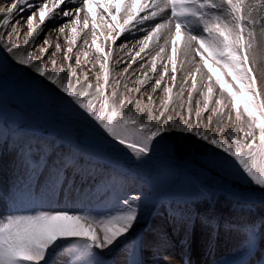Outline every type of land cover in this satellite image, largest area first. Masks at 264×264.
<instances>
[{
	"label": "snow or ice",
	"instance_id": "obj_1",
	"mask_svg": "<svg viewBox=\"0 0 264 264\" xmlns=\"http://www.w3.org/2000/svg\"><path fill=\"white\" fill-rule=\"evenodd\" d=\"M85 47L94 50V59ZM261 48L264 0L0 3V63L7 58L22 74L32 73L36 91L103 134L113 151L123 150L134 163H143L164 146L174 157L173 134L192 136L207 146L211 166L226 176L238 174L245 187L264 197V70L256 71ZM161 91L166 98L157 101ZM13 147V164L27 178L29 191L43 188L52 198L83 194L97 175V166L77 143L53 139ZM228 195L238 205L256 203L253 191ZM216 198V190L205 197ZM40 200L29 209L0 214V264H56L53 257L65 245L63 264H176L168 254L172 237L182 231L180 243L190 248L199 220L211 251L219 228L211 212L171 206L167 223L153 225L149 216L155 204L136 193L119 197L115 211H74ZM243 231L242 254L251 256L259 227L246 225ZM146 250L151 260L144 259Z\"/></svg>",
	"mask_w": 264,
	"mask_h": 264
},
{
	"label": "rangeland",
	"instance_id": "obj_2",
	"mask_svg": "<svg viewBox=\"0 0 264 264\" xmlns=\"http://www.w3.org/2000/svg\"><path fill=\"white\" fill-rule=\"evenodd\" d=\"M46 31L48 32V29ZM51 38L55 43L57 38L55 36ZM87 38L91 40L90 31ZM39 42L38 40L37 43ZM59 42L67 47L65 38L61 37ZM98 43H103V40ZM83 50L89 51L94 59V50L87 47ZM115 50H119V47ZM96 71H99L98 66ZM133 71L138 73V67ZM0 78L20 85L22 90L33 95L52 114L46 116L31 106L18 105L14 101L25 104V100L21 97L16 99L12 97L21 94L12 95V91L0 82V190L6 192V195L12 193L13 188H19L20 200L22 197L29 204L25 207L28 209L41 203L40 199H44L50 207L70 208L74 211H87L90 208L115 211L119 197L134 193L142 194L150 205L155 204L149 216L153 225L167 223L164 217L169 206L177 209L187 207L197 214L211 212L219 221L212 250L206 248V228L197 220L190 248L180 243L183 238L182 231L172 237L174 246L168 249V254L175 258L176 264H183L186 257L191 258L193 264H241V261L264 264V226H261L264 222V197L259 191L249 190L252 188L250 185L245 187L246 181H242L238 174L231 173L226 176L223 171L211 166L210 157L205 154L206 145L192 136L178 138L179 134H173L172 142L177 146L174 157L169 155V149L164 146L151 159L143 163H134L125 151H113L104 135L93 132L87 122L69 115L50 97L36 91L30 83L33 75L29 72L22 74L21 70L7 58L0 63ZM94 81L95 77H93ZM168 82L172 83L170 79ZM173 91L176 93L178 89L174 88ZM162 93L161 91L156 97L157 101L166 98ZM184 100L187 101L186 93ZM53 139L57 144L77 143L85 153V158L90 159L97 166L95 180L90 179L85 186L89 188L86 193L72 192L52 198L43 188L35 190V196L33 191L28 190L27 178L13 164L16 157L13 145L22 141L36 143ZM186 165L196 169V173L189 171ZM106 176H110L111 179H106ZM212 190H216L217 198L206 200L205 197ZM241 191L255 192L253 199L256 203L252 207L238 205L235 202L236 198L228 195L229 192ZM157 211L163 215H156ZM229 224L236 227L229 229ZM253 224L259 227L260 234L252 255L246 256L242 254V241L245 239L243 226ZM237 228L241 230L238 231ZM137 231L143 232L144 229L138 227ZM64 248L66 245L58 249L53 257L56 264H63L66 259ZM203 254L204 256L211 254V257L199 262L198 257ZM151 258L150 250H146L144 259L151 260Z\"/></svg>",
	"mask_w": 264,
	"mask_h": 264
},
{
	"label": "bare ground",
	"instance_id": "obj_3",
	"mask_svg": "<svg viewBox=\"0 0 264 264\" xmlns=\"http://www.w3.org/2000/svg\"><path fill=\"white\" fill-rule=\"evenodd\" d=\"M6 2V0H0V3H5ZM47 29V28H46ZM46 29L44 30L45 32H47L46 31ZM132 37H129V39H131ZM79 43H82V41H80ZM117 52H119L120 50H116ZM257 54H258V58H257V60H256V71H257V74H259L260 73V71L261 70H264V48H261V49H259L258 50V52H257ZM121 55L123 56V53H121ZM10 60V59H9ZM15 66V65H14ZM178 67H179V65H178ZM137 70V69H136ZM136 72V71H135ZM30 73V72H29ZM30 74H32V73H30ZM149 74H151V73H149ZM0 82L1 83H3V86H7L11 91H12V95H16V94H18V93H20L21 95H19V96H16V97H12V98H14V99H16V98H18V97H21V98H23L24 100H25V104H22V103H20V102H16V101H14L15 103H17L18 105H23V106H25V107H29V106H31V107H33V108H35V109H37V110H39L40 112H42V114H44V115H46V116H52V114L44 107V106H42V104L33 96V95H31L30 93H28V92H26V91H24V90H22V87L20 86V85H18V84H16V83H11V82H7L5 79H2V78H0ZM262 87H264V85H262ZM150 91V90H149ZM163 94V93H162ZM159 96V95H158ZM186 97V96H185ZM68 119V118H67ZM66 119V120H67ZM70 120V119H69ZM67 122V121H66ZM71 123V122H70ZM77 130H80V129H77ZM173 138V137H172ZM155 162V161H154ZM187 166V165H186ZM188 167V166H187ZM188 170L189 171H192V172H194V173H196V169H192V168H188ZM251 190H255V189H253V188H251ZM214 252H216V250H214ZM209 257H211V254H210V256H207V255H205L204 256V254L202 255V256H200V257H198V261L199 262H202V261H204V260H207Z\"/></svg>",
	"mask_w": 264,
	"mask_h": 264
}]
</instances>
